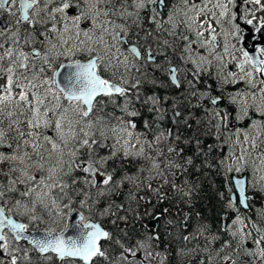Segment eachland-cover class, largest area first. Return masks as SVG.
Segmentation results:
<instances>
[{
  "label": "snow or ice",
  "instance_id": "1",
  "mask_svg": "<svg viewBox=\"0 0 264 264\" xmlns=\"http://www.w3.org/2000/svg\"><path fill=\"white\" fill-rule=\"evenodd\" d=\"M242 3L0 0V264H264V208L214 228L192 204L205 134L218 202L264 199V0Z\"/></svg>",
  "mask_w": 264,
  "mask_h": 264
},
{
  "label": "trees",
  "instance_id": "2",
  "mask_svg": "<svg viewBox=\"0 0 264 264\" xmlns=\"http://www.w3.org/2000/svg\"><path fill=\"white\" fill-rule=\"evenodd\" d=\"M157 91L161 95H163L165 92L163 88L157 89ZM149 114L150 113L146 109L143 110L142 119H151L152 114L151 115ZM161 126L166 128V126L170 127L171 125L169 124L167 120H165L162 122ZM181 134L182 136H188V134L190 135L191 133L187 132L186 130L184 131V129H181ZM202 139L205 143V147H207L208 144H215L217 147L215 151H213L211 155H209V160L213 165L212 167H201L199 171H197L196 169L192 170L193 173H191V177H190L191 182L198 184V189L192 196L193 212L194 213L199 212L201 217H203V221L209 224H212L213 227L215 228L216 226L220 225V220H221L220 215L223 213L225 209L218 202V199L216 196V189L222 188L223 186V177L216 170V167L220 164V161L222 160L221 159L222 156L218 148V141L215 139L214 134L213 135H207V134L202 135ZM181 146H183V144H181ZM192 154L193 153L191 152V149H186V155H192ZM202 161H203V157L197 158L195 159V164L199 166L202 163ZM169 196L170 197L172 196L171 192H169ZM163 206H167V203H165ZM184 210L187 211V205L184 206ZM192 223L193 224L196 223L195 217ZM174 233H175V230H174ZM177 246L179 247V245H176V244L172 245L173 249L178 248ZM164 247H165L164 245H161V248H164ZM32 255H33V264H37L36 254L33 253ZM188 257L189 256L177 257L175 253H173L170 257V260L187 261ZM48 263L51 264V262H48ZM39 264H46V263L40 260ZM56 264H59V262L56 261Z\"/></svg>",
  "mask_w": 264,
  "mask_h": 264
},
{
  "label": "flooded vegetation",
  "instance_id": "3",
  "mask_svg": "<svg viewBox=\"0 0 264 264\" xmlns=\"http://www.w3.org/2000/svg\"><path fill=\"white\" fill-rule=\"evenodd\" d=\"M195 2L199 3V0H195ZM240 2H241V11H242L243 10L242 0H240ZM250 7H253V6L250 5ZM164 11L166 12L167 9H164ZM6 16H8V15L6 14ZM6 19H7V17H6ZM6 19H5V21H6ZM233 70H235V69L233 68ZM216 83L217 82L214 79H211V78H209V79L206 80V84H210L213 88L216 87ZM239 87L243 88L244 85H240ZM209 107H211V105H209ZM239 127L241 129H243L244 127H246V124H244L242 122L239 125ZM229 143H231V141ZM219 147H220L219 148L220 152H223V157L222 158H223L224 161H226L227 158H228V155H229V147H228V145H225V146L221 147L220 146V141H219ZM261 147L263 148V146H261ZM231 175H234L235 176V175H238V174L235 173V172H233ZM260 208H264V199H261L260 198V195H257V198H256V200H255V202L253 204V207H252L251 211H248V210H245L243 208H240L239 209V212H235V211H232L230 209L225 208L224 211H223V213L220 215V219H221L220 220V225H222V223H223V217L224 216H227L229 218L228 222L230 223L231 222V219L234 218L236 215H241L245 219V222H247L248 217H252L253 219H257V221L259 222L260 213L257 212V209H260ZM193 259H194L193 257L189 256L187 258L188 264H191V261ZM173 261L174 262H169V264H175V263H177V262H175L176 260H173Z\"/></svg>",
  "mask_w": 264,
  "mask_h": 264
},
{
  "label": "bare ground",
  "instance_id": "4",
  "mask_svg": "<svg viewBox=\"0 0 264 264\" xmlns=\"http://www.w3.org/2000/svg\"><path fill=\"white\" fill-rule=\"evenodd\" d=\"M149 115H151V114H149ZM144 116H145V115H144ZM166 127H167V126H166ZM184 131H185V130H184ZM186 134H187V133H186ZM186 134H185V135H186ZM188 135H189V134H188ZM205 137H206V136H205ZM206 142H207V141H206ZM211 143H212V142H211ZM206 145H207V144H206ZM210 155H211V154H210ZM201 160H202V159H201ZM216 163H217V162H216ZM192 170H193V169H192ZM208 170H209V169H208ZM194 172H195V171H194ZM207 172H208V171H207ZM207 172H206V173H207ZM192 173H193V172H192ZM196 173H197V172H196ZM203 174H204V173H203ZM196 175H197V174H196ZM206 177H207V176H206ZM194 178H195V177H194ZM195 179H196V178H195ZM200 179H201V178H200ZM200 179H199V180H200ZM192 181H193V180H192ZM194 181H195V180H194ZM177 247H178V246H177ZM169 262H174V261H173V260H170ZM175 262H177V260H176Z\"/></svg>",
  "mask_w": 264,
  "mask_h": 264
},
{
  "label": "rangeland",
  "instance_id": "5",
  "mask_svg": "<svg viewBox=\"0 0 264 264\" xmlns=\"http://www.w3.org/2000/svg\"><path fill=\"white\" fill-rule=\"evenodd\" d=\"M0 83H3V81H2V80H0ZM241 139H242V137H241Z\"/></svg>",
  "mask_w": 264,
  "mask_h": 264
}]
</instances>
